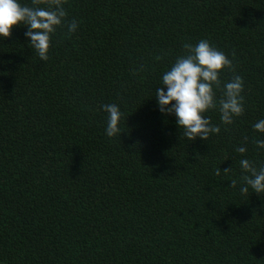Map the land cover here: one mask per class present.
<instances>
[{
  "label": "trees",
  "instance_id": "trees-1",
  "mask_svg": "<svg viewBox=\"0 0 264 264\" xmlns=\"http://www.w3.org/2000/svg\"><path fill=\"white\" fill-rule=\"evenodd\" d=\"M64 7L79 27L57 29L47 61L23 25L0 38V264H264V194L239 191L240 160L264 162V0ZM201 39L242 77L244 114L210 110L220 133L189 141L155 91ZM104 104L123 113L120 138Z\"/></svg>",
  "mask_w": 264,
  "mask_h": 264
},
{
  "label": "clouds",
  "instance_id": "clouds-1",
  "mask_svg": "<svg viewBox=\"0 0 264 264\" xmlns=\"http://www.w3.org/2000/svg\"><path fill=\"white\" fill-rule=\"evenodd\" d=\"M66 3L67 0H31V6H28L19 0H0V38L9 39L13 29L23 25L27 28L25 37L30 46L42 61H47L57 29L66 26L67 35L71 36L79 27L75 19H67ZM183 49L184 54L178 56L170 70L162 75L155 98L162 114L175 116L185 138L206 141L211 135L220 133V126L212 124L205 115L207 112L218 111L224 125L233 124L234 118L244 114V81L235 74L232 60L209 40L201 39L196 45L185 43ZM161 59V56H156V60ZM225 70L232 73L230 80H221L220 74ZM101 108L107 113L106 135L120 138L119 125L123 116L120 108L116 104H104ZM253 128L264 134V119L256 122ZM254 143L264 149V139H257ZM236 151L243 155L247 148L238 147ZM240 166L243 173L240 193L248 195L251 188L252 193L264 194V162L257 167L255 162L241 159ZM231 171V167L223 170L219 167L215 169V175L220 176L221 172L227 175ZM236 186L237 180L232 179L228 187Z\"/></svg>",
  "mask_w": 264,
  "mask_h": 264
}]
</instances>
